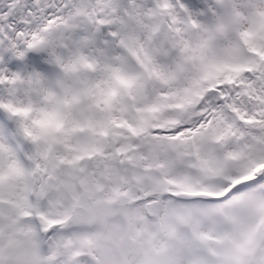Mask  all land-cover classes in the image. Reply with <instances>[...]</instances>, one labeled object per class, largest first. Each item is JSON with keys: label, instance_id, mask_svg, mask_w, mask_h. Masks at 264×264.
<instances>
[{"label": "snow or ice", "instance_id": "6c2138e0", "mask_svg": "<svg viewBox=\"0 0 264 264\" xmlns=\"http://www.w3.org/2000/svg\"><path fill=\"white\" fill-rule=\"evenodd\" d=\"M0 264H264V0H0Z\"/></svg>", "mask_w": 264, "mask_h": 264}]
</instances>
